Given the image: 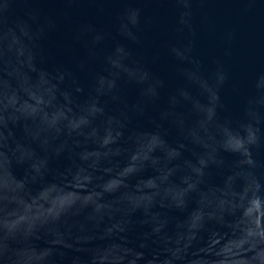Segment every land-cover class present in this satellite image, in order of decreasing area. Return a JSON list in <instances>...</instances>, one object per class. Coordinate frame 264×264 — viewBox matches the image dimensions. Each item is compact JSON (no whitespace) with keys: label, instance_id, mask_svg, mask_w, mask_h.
Instances as JSON below:
<instances>
[{"label":"water","instance_id":"95a60500","mask_svg":"<svg viewBox=\"0 0 264 264\" xmlns=\"http://www.w3.org/2000/svg\"><path fill=\"white\" fill-rule=\"evenodd\" d=\"M0 264H264V0H0Z\"/></svg>","mask_w":264,"mask_h":264}]
</instances>
